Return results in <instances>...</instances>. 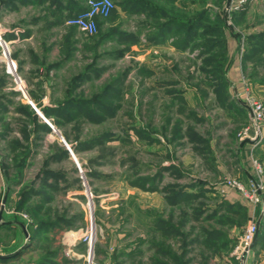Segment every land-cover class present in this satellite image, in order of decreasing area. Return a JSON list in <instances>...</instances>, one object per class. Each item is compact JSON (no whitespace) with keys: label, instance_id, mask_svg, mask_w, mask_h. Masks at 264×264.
<instances>
[{"label":"rangeland","instance_id":"rangeland-1","mask_svg":"<svg viewBox=\"0 0 264 264\" xmlns=\"http://www.w3.org/2000/svg\"><path fill=\"white\" fill-rule=\"evenodd\" d=\"M153 1L179 21L205 12L209 31L186 43V32L173 24L155 42L154 19L132 11L101 22L99 31L115 28L124 38L99 43V32L87 34L57 15L36 31L45 44L52 34L70 37L73 56L45 104H31L17 73L16 52L30 46L0 44L3 250L43 208L47 220L75 217L83 235L93 236L91 245L78 242L86 255L93 249L94 264H245L251 250L249 264H264V227L260 243L244 249L248 227L264 210V0H231V7L228 0ZM45 10L23 13H31L29 22ZM14 12L0 17V37L27 22ZM30 70L28 82L37 76ZM68 99L82 108L70 107L57 121L45 115V107ZM246 139L255 141L247 151ZM52 237L65 241L63 232Z\"/></svg>","mask_w":264,"mask_h":264},{"label":"crops","instance_id":"crops-1","mask_svg":"<svg viewBox=\"0 0 264 264\" xmlns=\"http://www.w3.org/2000/svg\"><path fill=\"white\" fill-rule=\"evenodd\" d=\"M83 4L84 7H87L86 0H83ZM26 7L32 9H46L45 11L47 14H45V11H43L42 14L40 13V15H35L32 13V15L38 17L35 20L32 19L28 22L27 20L29 19L27 16L31 15V13L28 12L26 15H24L23 9ZM55 8L56 5L53 3V0H44L42 3H40L39 0H0V17L3 16L2 18L4 19L5 16L9 15L10 13L12 14L15 10L14 13L20 15V20L22 19V23H25L23 18H26L25 20L27 21L25 25L21 26V28L17 27L16 31L15 29L14 31L10 30L11 34H7V36L2 35L0 37V44L2 45L1 40L3 39L6 43H8L7 41H11L12 43H16V45H19L21 48L30 46V48L24 49L22 51L25 53L24 55L20 56V52L17 51L16 56L20 58L18 61L21 64V68L18 69L17 73L23 87V93H26L28 95L27 97L30 96L31 104H45L50 101L49 93L50 89L52 91V88L54 87L55 80L58 76H60V74H62V71H65L66 69L68 70L67 67L70 66L71 58L66 61L65 51L66 45L71 44V38H64L65 35L62 33L57 37L55 34H50L51 38H49L51 40H47L48 43L45 44V42H43V34L40 35L39 31H36L38 28L42 27V22L53 21V19L57 16L54 12ZM64 13L65 15L67 14L66 11ZM138 13L141 14V12ZM116 14L121 17L125 14L131 15L132 13L121 10L119 7L117 8ZM144 15L146 14L143 12V16ZM99 19L100 21H104L107 18L99 17ZM8 30L9 29L6 31ZM18 31L21 32V35L17 33ZM3 50L4 52H2L5 55V49ZM29 67L32 69L30 70ZM28 70L34 71L37 75L36 78L30 82L27 81L30 79L29 75H27ZM241 71L242 69H240L239 62L235 63L234 74L238 80H240ZM37 78L40 80L38 83L39 87L42 88V92L40 94L33 91V82H36ZM68 87L69 84H67L66 88ZM68 96L69 95L66 97ZM52 106L53 105H49V107ZM50 118L53 119L54 117ZM247 143L248 144L245 145V151H247L248 147L250 146V143ZM253 174L254 173H251L248 170L246 171V179L248 183L254 182L256 177ZM5 188L6 180L3 168L0 163V195L5 192ZM234 197H236V195H234ZM234 201L239 202L241 205H245V203L242 204L239 198H235ZM45 212L46 211H42L43 215L46 214ZM39 220H37L36 223L33 221L30 224L22 223L18 228H16L15 240L11 242L12 244L10 246H6V248H4V253L0 256H4L5 258L0 259V264H94V255H91V253H93V249L92 251L90 249V254L86 255V253L88 254L86 251L87 245H84L85 243L82 241H79L80 243L78 242V240L83 236V229L80 226L74 224V221L67 219L66 221L68 222L65 223V220L60 219V223L47 226L39 224ZM2 227L7 229L8 226L0 225V228ZM58 232H63L65 239V241L62 240V242L59 241L60 245L57 244L55 242L56 240L54 241L52 237L53 233ZM258 243L260 242L258 241ZM252 251L253 250H251V252ZM250 253L245 260V264L250 263Z\"/></svg>","mask_w":264,"mask_h":264},{"label":"trees","instance_id":"trees-1","mask_svg":"<svg viewBox=\"0 0 264 264\" xmlns=\"http://www.w3.org/2000/svg\"><path fill=\"white\" fill-rule=\"evenodd\" d=\"M40 3H42L44 0H39ZM150 1V2H149ZM175 0H166V3H170L173 2ZM115 2V1H114ZM117 4L120 6V8H122L123 10H125L126 12H132V11H139V12H144L146 14V16L148 18L154 19L156 25V31L153 33V35L151 36V39L154 40L155 42H158L159 40L164 39V37L167 36V33L172 29L173 24H176L179 28V30L183 29L186 32V43L189 40H192L194 38L197 37V35H199V30L205 28V22L207 21V15L205 12H202L201 14H199L198 16H196L194 18V20H188V21H179L178 20V15L173 14V12H171L170 10H166L165 12H168V14L172 13L169 15V21L166 23H162L161 19H163L165 17V12H164V8L162 6H160L157 2L153 1L151 2V0H143L141 2H139L138 0H117L116 1ZM53 3L56 5V8L54 10L56 15L61 14L63 16L62 19L59 20H66L69 16L78 13L80 11H82L83 9H85L86 7H84L83 4V0H53ZM65 3V5H64ZM116 4V3H115ZM172 4V3H170ZM51 8V7H50ZM67 12V14L65 15L64 12ZM162 12V14L160 13ZM117 13V8L115 7L111 13V15L107 18H111V16ZM68 16V17H67ZM67 17V18H66ZM158 18V19H156ZM160 20V22H158ZM219 20H222L221 18ZM98 22V31L99 32V43L101 42H105L107 40H116L119 39V36H121L122 38L125 37V34H123L120 30L118 29H111L108 30L106 32H101L100 27H101V22L100 19H97ZM208 28V27H207ZM204 30V29H203ZM207 32L209 31L208 29H206ZM96 33V34H97ZM201 35V34H200ZM120 37V39H121ZM185 43V42H184ZM72 44L70 45H66V51H65V55H66V61L69 60L70 58H72L73 56V48H71ZM123 51H119L118 55H122ZM83 75H77L74 77V80H76L74 83V85H79L78 82H80V80L83 79ZM69 87L72 90L71 85H69ZM69 88V89H70ZM107 89H109V87H107ZM69 94H71V91H69ZM75 100V99H74ZM70 101V99H68L67 101H65L64 103H60L57 106L54 107H45L43 109L44 113L46 116L48 117H57V118H65L66 116H69V108L70 107H74L76 109L77 106H80L82 103L80 102V105H66V102ZM87 101H85L86 103ZM82 108V105H81ZM55 120L57 121L58 119L55 118ZM44 128L47 131L51 130V126L49 124H44ZM66 153V151H64ZM49 173L51 174L52 172L49 171ZM33 191L32 188L27 190L26 193H24V197L19 200L18 202V209H21L24 202L26 200H28L29 197H31ZM50 201V200H49ZM48 202V201H47ZM42 209H40L39 214H41L38 218L39 220V224L42 225H51V224H58L60 223V219L65 220V223L68 222L66 221L67 219L65 217H58L54 220H50V218L48 217L45 218L46 216L43 215L42 213ZM73 217L71 220L74 221ZM263 227H264V219H262L260 226H259V230H258V241L260 238H262V231H263ZM257 241V242H258Z\"/></svg>","mask_w":264,"mask_h":264},{"label":"built area","instance_id":"built-area-1","mask_svg":"<svg viewBox=\"0 0 264 264\" xmlns=\"http://www.w3.org/2000/svg\"><path fill=\"white\" fill-rule=\"evenodd\" d=\"M86 3H87V7L82 11L69 16L66 20V24L70 26L78 27L83 31H85L87 34L94 35L98 31L97 19L99 17L108 18L111 15L113 9L116 7V4L114 0H86ZM253 106L255 113L262 112V105L258 101L254 102ZM24 217L27 218L28 215L24 214ZM258 230H259L258 224L255 222H253L248 227L244 238L245 250H249L250 246L254 241L255 235L258 233ZM82 237L84 242H88L89 244L92 243L94 240L93 236L90 235L89 237L88 233L84 234ZM3 253L4 250L2 247H0V255H2ZM244 254H241V257H243Z\"/></svg>","mask_w":264,"mask_h":264},{"label":"water","instance_id":"water-1","mask_svg":"<svg viewBox=\"0 0 264 264\" xmlns=\"http://www.w3.org/2000/svg\"><path fill=\"white\" fill-rule=\"evenodd\" d=\"M230 5H231V0H228L227 6L230 7ZM246 141L247 142H252V143L255 142V141H252L251 139H246ZM263 213H264V210H263L262 214L260 215V217L258 219V223H257L258 227L260 226V223H261V220H262V217H263ZM1 216H2V211H0V219H1ZM257 240H258V233L255 235L254 241H253V243H252V245L250 246L249 249H251V248H253L255 246ZM3 258H5V257L4 256H0V259H3ZM242 264H244V260L242 261Z\"/></svg>","mask_w":264,"mask_h":264},{"label":"bare ground","instance_id":"bare-ground-1","mask_svg":"<svg viewBox=\"0 0 264 264\" xmlns=\"http://www.w3.org/2000/svg\"><path fill=\"white\" fill-rule=\"evenodd\" d=\"M2 43L5 45V47L7 46L6 45V42L2 39ZM15 75V74H14ZM19 80H20V78H19Z\"/></svg>","mask_w":264,"mask_h":264}]
</instances>
